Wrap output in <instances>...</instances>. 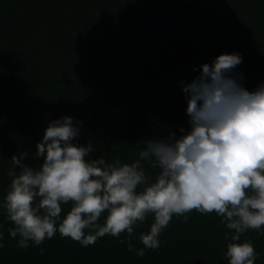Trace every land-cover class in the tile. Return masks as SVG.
<instances>
[{"label": "trees", "instance_id": "trees-1", "mask_svg": "<svg viewBox=\"0 0 264 264\" xmlns=\"http://www.w3.org/2000/svg\"><path fill=\"white\" fill-rule=\"evenodd\" d=\"M225 53L243 57L235 70L243 87L264 82V0H0V200L11 157L28 151L25 163L37 166L36 144L51 120L81 121L79 143L91 141L92 157L106 161L131 162L145 139L187 128L180 81ZM62 207L63 216L70 205ZM188 217L173 216L161 246L143 257L116 237L84 247L59 233L40 245L41 255L17 247L0 208V264H228L220 217ZM152 222L150 215L135 229L136 248ZM241 239L264 264V236L248 231Z\"/></svg>", "mask_w": 264, "mask_h": 264}, {"label": "clouds", "instance_id": "clouds-1", "mask_svg": "<svg viewBox=\"0 0 264 264\" xmlns=\"http://www.w3.org/2000/svg\"><path fill=\"white\" fill-rule=\"evenodd\" d=\"M242 62L239 53L221 54L192 81L181 80L188 127L145 139L131 162L93 158L92 142L79 143L81 121H49L36 144L37 166L25 163L28 151L10 159V184L0 200L12 225L9 237L43 255L40 245L57 233L84 247L109 235L143 257L161 246L173 216L187 222L192 211L214 212L228 229V264H255L253 242L241 237L264 236V82L251 91L243 87L244 76L235 71ZM63 205L70 210L62 216ZM150 215L149 231L139 234L143 247L136 248L135 229Z\"/></svg>", "mask_w": 264, "mask_h": 264}]
</instances>
